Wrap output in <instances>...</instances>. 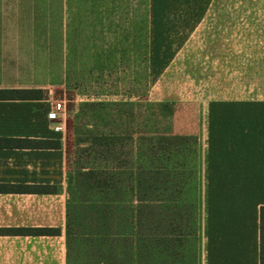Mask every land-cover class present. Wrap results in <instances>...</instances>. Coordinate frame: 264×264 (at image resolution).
Wrapping results in <instances>:
<instances>
[{
    "label": "rangeland",
    "instance_id": "rangeland-1",
    "mask_svg": "<svg viewBox=\"0 0 264 264\" xmlns=\"http://www.w3.org/2000/svg\"><path fill=\"white\" fill-rule=\"evenodd\" d=\"M49 2L39 52L0 74L66 104L70 263L207 264L251 237L211 188L209 127L264 108V0Z\"/></svg>",
    "mask_w": 264,
    "mask_h": 264
},
{
    "label": "crops",
    "instance_id": "crops-1",
    "mask_svg": "<svg viewBox=\"0 0 264 264\" xmlns=\"http://www.w3.org/2000/svg\"><path fill=\"white\" fill-rule=\"evenodd\" d=\"M56 9L57 5L49 0H0V55L39 52V39L49 36L43 31L55 21ZM5 78L2 80L0 74V90L31 89ZM54 105L50 95L42 100H0V188H49L40 193L0 189V264H71L65 237L70 170L62 143L63 131L55 132L48 120ZM226 114L231 115L226 116L229 120L223 126L209 127L210 134L212 130L215 134L209 138V145L214 147L209 146V166L223 168L221 173L209 172L210 184L217 192L223 187L224 197L240 198L245 213L254 215L253 233L251 237L241 233L233 239L230 252L213 254L210 249L207 264H259V209L264 206V108ZM12 140L49 141L59 146L19 147L9 142ZM35 229H55L59 233L21 232Z\"/></svg>",
    "mask_w": 264,
    "mask_h": 264
},
{
    "label": "trees",
    "instance_id": "trees-1",
    "mask_svg": "<svg viewBox=\"0 0 264 264\" xmlns=\"http://www.w3.org/2000/svg\"><path fill=\"white\" fill-rule=\"evenodd\" d=\"M47 95L39 89H4L0 90V100H42ZM15 146H28V147H58L59 144L49 141H27V140H12L9 141ZM7 192H46L49 190L47 187H30V186H2L0 188ZM18 232V231H11ZM23 233H30L35 235H52L58 234L59 231L55 229H35L21 231ZM259 264H264V206L259 209Z\"/></svg>",
    "mask_w": 264,
    "mask_h": 264
},
{
    "label": "built area",
    "instance_id": "built-area-1",
    "mask_svg": "<svg viewBox=\"0 0 264 264\" xmlns=\"http://www.w3.org/2000/svg\"><path fill=\"white\" fill-rule=\"evenodd\" d=\"M66 104L64 101L56 102L52 110L48 113V120L55 132H61L65 126Z\"/></svg>",
    "mask_w": 264,
    "mask_h": 264
}]
</instances>
